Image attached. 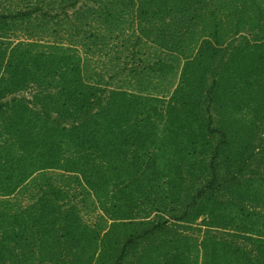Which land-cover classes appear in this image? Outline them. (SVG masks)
I'll return each mask as SVG.
<instances>
[{"label": "trees", "instance_id": "1", "mask_svg": "<svg viewBox=\"0 0 264 264\" xmlns=\"http://www.w3.org/2000/svg\"><path fill=\"white\" fill-rule=\"evenodd\" d=\"M62 1L0 10V38L62 13L90 38L92 11L124 34L126 12L127 61L155 52L112 86L72 43L0 39V264H264L263 0Z\"/></svg>", "mask_w": 264, "mask_h": 264}, {"label": "rangeland", "instance_id": "2", "mask_svg": "<svg viewBox=\"0 0 264 264\" xmlns=\"http://www.w3.org/2000/svg\"><path fill=\"white\" fill-rule=\"evenodd\" d=\"M35 1L36 0H0V10L12 11L26 9L31 5H34ZM109 1L112 0H89L86 2H79L78 5L82 7L87 5V7L94 8V10H96L99 9V5H102V3H108ZM62 3V0H43L42 5L45 7V9L50 10L51 14H54L61 11L60 5H62ZM124 9L126 10L125 7ZM68 11L69 15H71L73 19L75 15L71 12V9ZM77 22L78 24H82L85 30L88 31L86 34L90 35V38H84L80 35L77 36V33L74 32L73 28L70 26V21L64 19V14L62 13L61 16L55 20H49L48 18L43 19L40 18V16H34L27 21H15L9 23L10 29H7L6 32H4L5 34L2 35L3 37L0 39H3L4 42H9L10 45H14L18 41L34 40L40 43H52L55 41L62 42L66 45L72 43L74 47L77 48L81 57H83L88 64L90 63L89 67H93L95 70L103 72L105 79H108L110 75L115 72L119 71V73H122H118V75L116 74L113 76V78H111V80H109L112 86L123 83L125 87H131L132 83L134 84L138 78L129 74L128 67H133V65L142 63L140 58L152 61L155 50L153 46H150V44L137 46L135 49L136 56H134V58L132 57V61H127L128 57H131L129 53L130 48L127 49L125 46L123 48L121 43L126 41V39L123 37H126L127 34H130L132 31H136V33L138 32L137 24L133 14L125 12L123 15L122 22L125 30L124 34L119 33L123 32L121 30L117 31L112 30L110 27H105L104 23H102L101 20L95 16L93 11L92 14L88 15L86 18H84V20L80 19ZM94 33H96L98 36H101L95 41L100 39L103 41L102 44L100 41H98L97 43L99 44L96 46L93 45L92 41ZM124 44L128 45V41L123 43V45ZM125 65L127 68L123 69ZM169 80L170 82H168V80H165V82L169 83L171 87V85H173V83L177 80V74L169 78ZM162 95L167 96L166 88H163V91L160 92L159 96ZM55 173H58V171ZM56 180L58 181L60 179L56 178ZM27 193H34V191H28ZM14 197L17 198L22 204L29 202L28 195L23 196L17 194ZM76 202L80 207V215L86 223L94 225L97 221H99V217L102 215V212L98 208L97 202L93 196H84V194L81 193L77 196ZM200 219L201 218H199L197 221L198 224L200 223ZM204 228V226L195 225L194 229L192 231L190 230L189 232H193V236L197 241H199ZM229 230L231 231V229Z\"/></svg>", "mask_w": 264, "mask_h": 264}]
</instances>
